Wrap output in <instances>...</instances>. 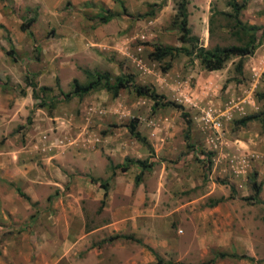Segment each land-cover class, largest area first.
Wrapping results in <instances>:
<instances>
[{"label": "rangeland", "instance_id": "1", "mask_svg": "<svg viewBox=\"0 0 264 264\" xmlns=\"http://www.w3.org/2000/svg\"><path fill=\"white\" fill-rule=\"evenodd\" d=\"M121 1L133 16L149 4L161 6L149 18L121 16L99 24L96 13L117 11L111 0L0 1V264H94L109 256L119 263L133 264L136 257L154 264V254L165 264H264L258 263L264 259V183L258 201L246 199L248 176L254 172L257 181L264 180V120L233 124L263 108L256 96L264 93V40L243 60L241 77L234 72L237 58L206 71L183 55L162 73L148 53L152 44L179 46L170 23L173 1ZM225 1L188 0L190 34L205 48L238 44L224 19L208 21L212 12L228 11ZM245 1L240 21L264 27V0ZM27 10L35 12L32 38L19 30ZM9 49L13 60L5 55ZM83 70L131 73L136 84L180 104L191 121L190 142L213 154L209 173L202 169L203 155L184 148L178 110L152 112L148 98L126 91L111 98L98 90L57 102L55 80L68 92L72 79L85 81ZM26 74L37 88H50L40 94L49 106L34 108L37 101L23 84ZM132 118L151 153L122 126ZM79 134L84 145L75 144ZM126 157L150 164L137 186L135 165L110 177V167ZM24 177L34 182V194L27 191L31 198L16 185ZM90 180H108L105 196ZM60 208L81 217H49ZM111 219L125 228L87 235ZM114 236L120 238L108 240Z\"/></svg>", "mask_w": 264, "mask_h": 264}, {"label": "trees", "instance_id": "2", "mask_svg": "<svg viewBox=\"0 0 264 264\" xmlns=\"http://www.w3.org/2000/svg\"><path fill=\"white\" fill-rule=\"evenodd\" d=\"M1 1V0H0ZM117 7V11L112 12L110 10H103L99 13H96L93 19L96 20L99 24H106L114 18L117 17H127L132 20H142L153 16L156 10L160 8V4H149L147 11L141 14L132 15L127 12L123 2L121 0H111ZM174 6V13L171 18V25L177 30V42L179 46L171 45H150V51L148 53V58L152 61H155L159 65V69L162 73L166 72L170 68L171 61L179 55H183L188 59L190 64L193 59H196L199 65L206 71H218L223 68L224 64L227 63L232 58H237L236 63L234 64V72L241 77L243 60L247 57H250L254 50L261 45L264 40V27H255L242 23L239 19L241 12L245 9L246 1L245 0H226V7L228 8L227 12L214 11L209 17V23H211L212 17L220 16L224 19L229 25L228 29L230 30L231 36L236 40L238 44L236 45H215L211 48H205L201 46L198 42V38L190 34V30L187 25V4L188 0H172ZM35 21V12L29 10L26 11L25 17L21 20L19 25V30L25 33L28 37L32 38V34L29 31L30 26ZM6 33V30H4ZM9 42V40H8ZM5 55L10 57L13 60V50L9 49L5 52ZM83 75L85 81L80 83L76 79H72L70 82V90L68 92H62L58 87L57 80H55V87L57 89L58 97L57 102H68L73 98L80 100L82 97L87 94L102 90L110 95L111 98H116L121 91L131 92L136 97L139 98H148L151 101V111H155L160 108H172L179 111L180 118L184 122V131H183V142L185 150H197L203 155L201 160L202 169L206 171V175L209 173L212 152H204V150L197 148L190 142V126L191 121L187 114L184 111L183 107L173 101L167 100L164 95L155 92V90L146 85H139L134 82V77L131 73H120L115 76H111L108 72H99V71H88L83 70ZM241 80H236L237 83H240ZM24 87H28L31 90V98L36 100L37 103L34 104V108H42L49 106V102L43 98L40 94H45L50 92L48 87H38L32 81L30 75L24 77L23 80ZM224 84L222 90L225 89ZM24 95V92H21V96ZM258 100H263L264 102V93L257 94ZM264 120V103L263 108L256 113H251L233 122L234 125L238 127H245L247 124L252 122H258L260 125H263ZM137 120L135 118L130 119L126 124L122 125L126 128L130 137L137 141L141 146L146 148L148 152H152L147 139L145 136L141 135L136 130ZM111 128H116L117 125L112 124ZM101 135L107 134V132H100ZM135 165L138 168V174L134 178V186L139 184V179L142 173L147 170L150 166L145 160L124 158L121 164L111 166V176L114 174V170H118L123 173L127 171L129 166ZM91 183H98L99 187L104 190L103 196H105V191L108 186V180L105 182H98L97 180H90ZM263 181L256 180V174L253 172L248 176V188L250 190L249 200L254 202L258 201V196L261 191ZM18 194L23 197L25 200H28L24 194H22L19 189L16 190ZM232 196L234 195L233 188H230ZM220 199L214 203H218ZM264 225V217H263ZM126 240H131L129 236H121ZM120 236H114L109 238V241H113ZM150 250V249H149ZM151 251V250H150ZM220 257H225V254H220ZM230 257L236 259H244L247 261H253L252 258L246 257L244 255L236 256V254H231ZM154 264H165L162 259L154 254ZM258 263H264V259L258 261ZM204 264V263H201Z\"/></svg>", "mask_w": 264, "mask_h": 264}, {"label": "crops", "instance_id": "3", "mask_svg": "<svg viewBox=\"0 0 264 264\" xmlns=\"http://www.w3.org/2000/svg\"><path fill=\"white\" fill-rule=\"evenodd\" d=\"M26 100L30 101V98L28 95H26ZM83 133V132H82ZM81 134H79V136L77 137V139L75 140V144L76 145H84L85 143L83 142L84 139H85V136L82 135L80 137ZM78 138H80V140H78ZM17 183L16 185L21 189L22 187L24 188V192L27 194V191H31V193L34 194V190H33V186H34V182L32 180H28L26 177L24 178H17ZM17 187V189H19ZM19 189V191H21ZM30 198L33 197L32 194H27ZM27 195H25L28 199H30ZM49 217H70V216H79L81 217V214H75V212H70V210L66 209V208H60V209H57V211H51L48 213ZM64 230H68V224H69V220L65 219L64 220ZM125 228L123 225H122V222L120 221H116V220H109V221H106L102 224H99V225H96L94 226L93 228L90 229V231L87 232V235H92V236H97V235H102V234H106V233H110V234H113V233H119L122 231V229ZM91 236V237H92ZM84 237V236H83ZM69 244V243H68ZM79 245H81V242L79 243ZM103 245H101L102 247ZM100 248V247H99ZM99 248H97V251L99 252ZM104 261V262H103ZM94 264H127L126 262H123V263H119V262H116L114 260L111 259V257L109 256L108 259L106 258H96L94 259ZM132 263L133 264H145V260H142V259H139V258H133L132 259ZM79 264H87L86 262H84L83 260L79 262Z\"/></svg>", "mask_w": 264, "mask_h": 264}]
</instances>
